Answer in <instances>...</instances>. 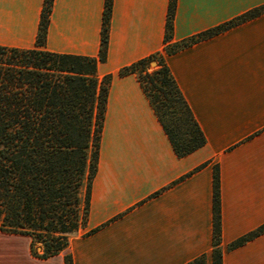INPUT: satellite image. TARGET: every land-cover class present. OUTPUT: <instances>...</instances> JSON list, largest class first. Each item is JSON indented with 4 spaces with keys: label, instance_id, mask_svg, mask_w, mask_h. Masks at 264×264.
Masks as SVG:
<instances>
[{
    "label": "crops",
    "instance_id": "obj_1",
    "mask_svg": "<svg viewBox=\"0 0 264 264\" xmlns=\"http://www.w3.org/2000/svg\"><path fill=\"white\" fill-rule=\"evenodd\" d=\"M169 0H112L101 78L110 74L86 228L38 258L29 237L0 232V264H212V173L219 170L221 264H264V11L164 54L205 144L176 156L135 73L165 45ZM44 0H0V46L34 48ZM264 0H175L170 43ZM104 0H52L39 48L97 57Z\"/></svg>",
    "mask_w": 264,
    "mask_h": 264
},
{
    "label": "trees",
    "instance_id": "obj_2",
    "mask_svg": "<svg viewBox=\"0 0 264 264\" xmlns=\"http://www.w3.org/2000/svg\"><path fill=\"white\" fill-rule=\"evenodd\" d=\"M112 0H104L97 57L55 53L43 45L52 0H44L36 47L0 46V232L29 237L32 256L64 251L86 228L92 179L96 172L110 74L101 78ZM175 0H169L163 51L119 69L135 73L174 153L182 157L205 144L189 105L164 54L264 11V4L187 39L170 43ZM156 67L149 71V62ZM212 264H221L219 170L212 173ZM264 232V223L231 241L228 248ZM64 264H73L69 252ZM203 256L186 264H203Z\"/></svg>",
    "mask_w": 264,
    "mask_h": 264
},
{
    "label": "rangeland",
    "instance_id": "obj_3",
    "mask_svg": "<svg viewBox=\"0 0 264 264\" xmlns=\"http://www.w3.org/2000/svg\"><path fill=\"white\" fill-rule=\"evenodd\" d=\"M151 61H153V63H151ZM151 61L149 62V71L156 67V61L155 60H151Z\"/></svg>",
    "mask_w": 264,
    "mask_h": 264
},
{
    "label": "water",
    "instance_id": "obj_4",
    "mask_svg": "<svg viewBox=\"0 0 264 264\" xmlns=\"http://www.w3.org/2000/svg\"><path fill=\"white\" fill-rule=\"evenodd\" d=\"M151 63H153V61H151Z\"/></svg>",
    "mask_w": 264,
    "mask_h": 264
}]
</instances>
